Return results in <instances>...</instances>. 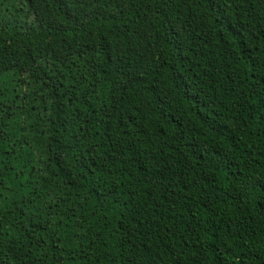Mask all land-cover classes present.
Masks as SVG:
<instances>
[{
  "label": "trees",
  "instance_id": "obj_1",
  "mask_svg": "<svg viewBox=\"0 0 264 264\" xmlns=\"http://www.w3.org/2000/svg\"><path fill=\"white\" fill-rule=\"evenodd\" d=\"M0 264H264V0H0Z\"/></svg>",
  "mask_w": 264,
  "mask_h": 264
}]
</instances>
